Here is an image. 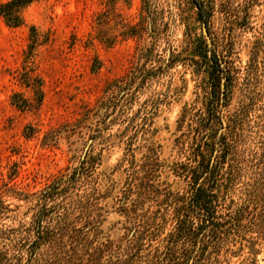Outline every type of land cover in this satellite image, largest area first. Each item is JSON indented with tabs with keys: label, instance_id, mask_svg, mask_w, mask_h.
Masks as SVG:
<instances>
[{
	"label": "rangeland",
	"instance_id": "1",
	"mask_svg": "<svg viewBox=\"0 0 264 264\" xmlns=\"http://www.w3.org/2000/svg\"><path fill=\"white\" fill-rule=\"evenodd\" d=\"M22 20L0 16V228H28L36 197L87 157L93 175L75 192L95 187L102 198L71 229H94L43 257L169 264L206 134L225 144L213 160L230 154L223 178L234 180L219 193V222L248 204L255 215L205 263L220 253V264H264V0H39ZM209 109L215 124L203 132ZM212 239L173 256L199 261Z\"/></svg>",
	"mask_w": 264,
	"mask_h": 264
},
{
	"label": "trees",
	"instance_id": "2",
	"mask_svg": "<svg viewBox=\"0 0 264 264\" xmlns=\"http://www.w3.org/2000/svg\"><path fill=\"white\" fill-rule=\"evenodd\" d=\"M36 1L39 0H9L0 5V16L4 18L10 27H19L22 25L23 21V10ZM194 3L198 5L197 7L199 10L203 11L201 4ZM206 20V16L202 17L203 22H206ZM218 72V82L214 91L218 90L220 93L219 97L223 99L226 98L227 94L221 91L223 74L226 72L225 67H220ZM226 82L230 83V79L226 78ZM207 112L208 117L204 119L203 124L201 123L203 132L211 130L212 124H215L214 112L210 109ZM210 143H212V145H210ZM224 146L225 144L219 142V140L213 143L209 136L204 134L200 140V145L196 147V149H198V147L200 148L194 155V162L197 164L194 168L189 169V175L192 181V196L187 204L185 215L180 217L178 226L173 235L174 239L168 248L170 256L167 261L169 264H206L205 260L208 261L211 257H214V250L219 248L220 243L224 241L223 239H228L231 236L234 237L236 229L242 230L245 228L246 224H251L253 221L255 214L248 204L234 211L233 216L230 217L228 222H219V206H221L219 204V193L221 189L228 184L232 187L234 181L232 180V182H230L231 179L229 177L223 178L225 167L230 161V154H227L226 158L220 162H214L213 160L215 151H221ZM222 155L223 154H221L220 158H222ZM216 158H218V156ZM89 164L91 168H94L95 163L91 160H87V157H85L80 166L75 168L72 174L64 176L36 197L35 204L31 209L33 213L32 221L28 228L23 231L21 230L23 227L20 229L21 231L13 229V232L12 230H3L0 228V239L4 240V242L8 241L4 243V245L0 244L2 246L0 250V264H60L58 262L61 261L72 264L70 262L71 257L66 259L56 257L53 258V260H48L43 257V253L45 252V248L53 249L58 246V253L62 255L67 243L66 238H68V240L70 239L69 242H71V244L78 243L77 240L80 238L78 235L69 236L68 234L82 232V241H84L86 238L85 236L94 229L93 226L90 225L91 222L88 220L85 221L81 229L77 230L74 227L71 229L74 215L77 213L82 216H88L89 212L87 213V211L89 208L97 205L102 198L99 195L98 188L95 187L83 190L82 193H76L79 191L77 188L78 184L86 178L89 179L93 175L88 174L90 173L87 168ZM250 201L251 198L249 199V202ZM67 202H72L74 209L70 210L66 207V204H68ZM7 210L8 207L5 205L4 201L0 199V219L8 217ZM196 216L201 220L200 226L197 225L195 219H193L194 217L197 218ZM16 231H18V233ZM19 234L21 235L19 238H13V235ZM207 235L212 236V240H214V242H209L213 243L212 246H209L212 251L206 254L205 248L204 251L202 249L200 253L201 256L199 255L201 257L199 260L201 261L200 263L195 258H189L193 260L184 262V257L180 255L178 257L175 255L173 256V254L180 249H182V252L185 251L186 247L191 245L196 238L201 241ZM262 238L264 239V235ZM72 251L75 253L74 250ZM96 252L102 254L100 250ZM214 259L216 264H220V253H217Z\"/></svg>",
	"mask_w": 264,
	"mask_h": 264
},
{
	"label": "water",
	"instance_id": "3",
	"mask_svg": "<svg viewBox=\"0 0 264 264\" xmlns=\"http://www.w3.org/2000/svg\"><path fill=\"white\" fill-rule=\"evenodd\" d=\"M205 34H206V31H205ZM207 35V34H206Z\"/></svg>",
	"mask_w": 264,
	"mask_h": 264
}]
</instances>
